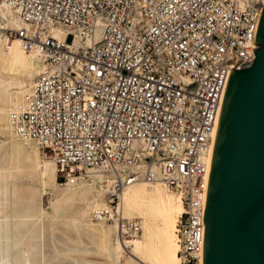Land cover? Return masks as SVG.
<instances>
[{
	"label": "built area",
	"instance_id": "obj_1",
	"mask_svg": "<svg viewBox=\"0 0 264 264\" xmlns=\"http://www.w3.org/2000/svg\"><path fill=\"white\" fill-rule=\"evenodd\" d=\"M7 41L38 46L44 71L14 117L63 184L92 173L111 184L113 219L126 189L161 182L184 205L181 264H203L206 199L231 73L259 49L264 0H5ZM66 32L56 37L55 31ZM72 36L69 39V36ZM124 234L142 225L118 217Z\"/></svg>",
	"mask_w": 264,
	"mask_h": 264
},
{
	"label": "rangeland",
	"instance_id": "obj_2",
	"mask_svg": "<svg viewBox=\"0 0 264 264\" xmlns=\"http://www.w3.org/2000/svg\"><path fill=\"white\" fill-rule=\"evenodd\" d=\"M3 10H0V27L6 22L9 26L10 21L6 9ZM7 53L1 41L0 264H150L146 254L143 262L124 243L149 239L158 247L157 218L125 209L123 200L118 207L115 204L113 219L96 218V211L110 204L108 179L101 183L86 177L76 186L82 188L61 186L59 183H63L58 176L59 183L56 181L43 151L33 143L26 147L14 137V115L22 110L28 88L32 80L36 82L41 65L36 64L33 71L28 55L13 65L7 61ZM41 162L46 163V174L40 168ZM122 216L138 221L142 232L131 237L124 234L118 220Z\"/></svg>",
	"mask_w": 264,
	"mask_h": 264
},
{
	"label": "water",
	"instance_id": "obj_3",
	"mask_svg": "<svg viewBox=\"0 0 264 264\" xmlns=\"http://www.w3.org/2000/svg\"><path fill=\"white\" fill-rule=\"evenodd\" d=\"M254 64L231 73L206 199L203 264H264V6Z\"/></svg>",
	"mask_w": 264,
	"mask_h": 264
},
{
	"label": "bare ground",
	"instance_id": "obj_4",
	"mask_svg": "<svg viewBox=\"0 0 264 264\" xmlns=\"http://www.w3.org/2000/svg\"><path fill=\"white\" fill-rule=\"evenodd\" d=\"M3 8L6 9V12L8 13L9 18H10L9 27H11L13 29L19 28L20 25H18L12 19L11 12L7 8V6L5 4V0H0V10H3ZM6 24L8 25L7 22H6ZM3 26H5V25H3ZM3 26L0 27V29L3 28ZM55 36L56 37H65L66 32H63L62 30H56ZM71 37L72 36L70 35L69 39ZM1 41H4V48H5V50L8 51V53H7L8 54V57H7L8 60L7 61L11 62L13 65H16L22 56L28 55L29 56L28 58H30L31 69H33V71H34L36 69V66H38L36 64H39V65H41V67H40L41 71H40L39 75L44 71V64H43L42 58H41V51H40V48L38 46H33L32 49L25 50L23 45H22L21 39L17 38V39H14L13 41L10 42V41H7L5 39L3 40V38L0 34V42ZM15 48H16V50H15ZM7 64H9V63H7ZM20 71H19V73H20ZM22 73H24V72H22ZM25 73H27V72L25 71ZM28 76H30V74ZM34 77L35 76L33 75V78ZM32 81H33V84L29 86L28 91H27L28 95H30L32 93L34 85H35V81L34 80H32ZM25 94H26V92H25ZM20 112H18L14 116H17L18 114H20ZM2 114L3 113L0 112V115H2ZM14 137L18 141L25 143L26 147H29L30 146L29 144L33 143L40 149V146L35 141L27 140V139L23 138L22 136H20L16 132V130L14 133ZM47 162H49L52 165V170H53L54 176H56V181H57V167H56L55 163L52 160H49ZM45 165H46L45 162L40 163L41 170L46 174L47 169H46ZM92 177L101 183H103L107 179L106 176H103V174L99 173V172L92 173ZM59 184L61 186H66L68 188H72V187H75V188L81 187L82 188L83 187V186L76 187L80 183L75 184V185H71V184L65 185V184H61V183H59ZM101 188H104V186H101ZM123 205H124L125 209L135 210V211L139 212L141 214V216L145 213L148 218L155 217L160 221V225L158 226L159 235H160V240H159L160 245L158 247H156L154 245V242L149 240V239H148V241L147 240L146 241L139 240V239L126 241L124 243V247L126 249H130L132 252L131 254L135 258L140 259L142 261H143V258L145 257L144 254H146L150 260V264H181L180 256H179L180 244H179V238L177 235V222H178V219L180 218V216L183 214V211H184V205H183L182 200L177 195H175V193L172 190H170L169 188H167L166 186H164L160 182H156V183L145 182V183H137V184L131 185L126 189L125 194L123 196ZM106 206H107V204L103 205V207H106ZM99 208H101V207H99ZM142 218H144V217H142ZM153 221H155V219H153ZM116 228H117V226H116ZM155 229H156V227H155ZM117 231H118V228H117ZM149 234H150V232H149ZM128 260H130V259L128 258Z\"/></svg>",
	"mask_w": 264,
	"mask_h": 264
}]
</instances>
